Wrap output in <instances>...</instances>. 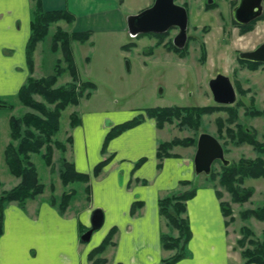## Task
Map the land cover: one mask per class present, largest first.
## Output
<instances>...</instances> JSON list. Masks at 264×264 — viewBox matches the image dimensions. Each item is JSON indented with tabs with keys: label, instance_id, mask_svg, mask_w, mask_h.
<instances>
[{
	"label": "crops",
	"instance_id": "obj_1",
	"mask_svg": "<svg viewBox=\"0 0 264 264\" xmlns=\"http://www.w3.org/2000/svg\"><path fill=\"white\" fill-rule=\"evenodd\" d=\"M40 2L43 11L66 10L73 15L72 23L58 24L66 32L91 33L87 42L71 43L75 60V43L86 45L94 53H118L127 59L126 55L130 50L138 49L143 37L137 39L128 34L126 19L151 7L154 0ZM31 12L30 0H0L2 99L14 98L30 76L25 49L30 36ZM129 37L131 39L127 42L125 38ZM130 42L135 46L122 48ZM149 43L155 46L154 42ZM39 45L33 55L34 78ZM165 52L167 55L172 53L167 49ZM152 53L148 52V57ZM84 60L88 64L92 62L89 56ZM75 64L77 68L76 60ZM108 116L104 110L85 111L79 114L80 123L70 131L72 164L78 172L90 175L88 207L76 215L71 214V208L60 215L41 196L29 199L23 207L9 203L5 206L4 232L0 236V264H93L88 255L113 228L116 229L114 245L103 254L105 264H161L162 259L174 254L161 248L160 235L168 232V228L158 212V202L161 197L180 191L179 183L183 180L195 181L198 174L193 157L183 148H175L173 156L157 160V146L171 139L167 130L174 125L159 129L149 118L110 139L105 153L101 154L106 135L121 123H117L115 118L109 121ZM8 119L9 116L0 113V193L18 183L7 171L3 158L5 146L10 142ZM107 158L110 160L99 176L92 177L94 166ZM3 179L12 182L13 186L7 188ZM224 196L217 198L212 186L203 185L187 201L185 216L191 232L186 245L188 255L174 264H243L239 251L234 247L237 237L229 231L227 219L220 209V202H229ZM136 201H141L143 206L132 216L130 208ZM96 209L104 214L101 230L93 231L88 242L82 241L80 237L91 228V214Z\"/></svg>",
	"mask_w": 264,
	"mask_h": 264
},
{
	"label": "rangeland",
	"instance_id": "obj_2",
	"mask_svg": "<svg viewBox=\"0 0 264 264\" xmlns=\"http://www.w3.org/2000/svg\"><path fill=\"white\" fill-rule=\"evenodd\" d=\"M237 1L176 0L177 4H185L187 7L189 19L187 31L188 37L192 38L187 41V50L184 52V57L178 53L167 55L165 52L166 48L162 46L153 47V53L151 57H148L149 49L153 46L149 42L152 44L156 42V38L150 36H144L143 40L139 43L138 49L130 50L129 54L126 55L127 59L120 57L118 53H94L86 45L80 46L77 43L73 45L79 82L88 81L94 83L96 90L91 94L93 96L90 100L87 101L86 99L89 98L84 97L80 101V103L82 102L80 107H78L79 103L77 106H68L61 112L59 130L53 137V140L63 143L65 150L61 151L53 148L50 166L45 164L42 157L45 149H42L37 155L30 156L31 162L37 171L38 181L44 185V190L40 196L46 199L48 204L52 196L60 200L64 192H75V196L70 200L66 211L71 208V214L76 215V213L86 209L89 205L90 191L88 190V183L75 182L65 186L59 178V167L62 160L65 159L69 163H72L70 132L72 130L70 128L72 114H76L79 119V114L85 111L92 109L98 111L104 110L105 115L109 114V121L115 118L117 123H122L132 120V118L137 114H141L146 108L215 105L208 89V82L216 74H222L230 78L236 91V101L241 103V106L237 109L238 117L236 122L231 125L228 124L227 128L230 127L235 130V124H239L250 131L255 130L257 139L264 143V118L250 117L245 112L246 108H251L253 105L257 109L264 108V66L259 67L257 70H251L246 65L238 62L239 52H249V50H253L264 43V18L254 25L253 31L240 35V31L237 27H234L232 22L233 17H231L232 10ZM212 4L213 6L207 9L206 6ZM262 4L264 16V0ZM64 23L60 21L51 25L45 39L40 42L36 55V78L47 77L53 74L56 60L61 58V53H53L51 51L52 36L58 28L66 32L65 29L58 25ZM206 28L209 30V33L203 31ZM169 32L167 40H172L178 33L177 30ZM130 39V37L125 38L127 42ZM202 43H205L207 54L204 62L200 61ZM87 56L92 60L90 64L84 60ZM70 82L71 78L69 74L65 73L59 77L56 87L68 85ZM35 100L42 101L37 96ZM7 102L13 103L14 108L11 111L7 108H0V113L3 116H20L30 111L26 107L21 106L16 98H12V100H8ZM48 107L52 108L49 105ZM227 117V113L222 111L211 115H204L200 127L193 130L179 129L175 123L169 124L174 125V127H168L169 129L167 130L168 135L171 137L170 140L187 138L196 141L193 146H175L170 152L175 148H183L186 154L194 158L197 138L199 135L207 133L219 140L224 150V159L229 162V165L230 163L238 162L242 158L254 159L256 154L251 147L245 144L235 146L230 138L228 139L226 136L224 129L222 131L218 130V126H216L217 118L226 120ZM262 157L264 160V156ZM222 164L224 165L220 160L215 161L208 174L199 173L195 181H193V187L198 188L203 185H209L215 189L216 194H223L225 195L224 197L229 199V202H225L232 209L233 220L229 224V231L235 233L236 240L241 237L240 230L245 227L250 229L253 235L247 240L261 239L264 223L254 218L243 220L240 214L244 210L256 209V207L263 204L264 180L245 179L242 188L252 189V197L244 204L235 203L226 189L219 184L218 174L220 173ZM210 173L215 174L216 178L211 179L209 177ZM3 182L7 188L13 186V183L6 179H3ZM168 232L170 233V231ZM170 234L174 235V231ZM234 245L235 249L240 251L238 245H236V241ZM246 246L252 247L248 243H246ZM111 247L113 245L108 248ZM104 259L106 260V258Z\"/></svg>",
	"mask_w": 264,
	"mask_h": 264
},
{
	"label": "trees",
	"instance_id": "obj_3",
	"mask_svg": "<svg viewBox=\"0 0 264 264\" xmlns=\"http://www.w3.org/2000/svg\"><path fill=\"white\" fill-rule=\"evenodd\" d=\"M32 2V19L30 23V36L26 45V62L28 65V71L30 76L23 83L14 98L20 103L21 106L26 107L28 112L23 115L15 116L12 115L8 119L9 123V135L10 142L5 146L3 158L9 174L17 178L19 183L15 187L4 190L0 193V236L3 234L4 228V210L5 206L9 203H17L22 206L29 199H36L42 194L44 185L38 181L37 171L31 162V155H37L45 149V153L42 155L44 162L47 166H50L52 162L53 148L58 150H65L63 143L53 140V137L59 130V118L61 112L68 106H77L80 101L85 98H90L92 93L96 89L94 83L83 81L79 82V76L73 60V52L71 48L72 42L79 44L87 42L91 33L88 31L81 32H65L58 28L52 36V43L50 49L53 53H61V58L56 60V64L53 69V74L47 77L34 78L32 77L34 62L33 55L35 48L38 43L45 39L48 34L50 26L57 22L63 21L65 23H72L74 20L73 15L66 10L56 11H43L40 0H30ZM212 5L206 6L210 9ZM183 7H186L183 4ZM263 14L258 20L249 23L246 26L239 25L232 20L234 27H237L240 31V35L248 34L254 30V25L263 19ZM233 19V18H232ZM171 30L166 31L164 34H141L136 38L140 39L144 36H150L156 38L155 46H163L169 52L178 53L184 57V52L187 50V45L183 49H176L172 44V40L167 38ZM203 31L208 32L209 30L204 29ZM192 38L189 36L188 40ZM166 40V41H165ZM134 43L130 42L127 45H123V49H129L134 47ZM153 47L149 49V52L153 51ZM205 43L201 44L200 48V61L206 60L207 54L205 49ZM238 62L242 65H246L251 70H257L264 64L255 62H247L240 60ZM68 73L71 82L65 86L56 87V83L60 76ZM40 97L42 101L35 100V97ZM12 99L0 98V107L7 108L11 111L14 108L13 103L7 102ZM254 102V101H253ZM52 106V108H49ZM241 106L240 102L232 106H220V105H205L200 106H180V107H168V108H146L141 114H138L132 120L120 123L112 127L109 133L106 135L101 154L106 151V146L109 140L119 136L123 131L133 128L138 125L145 118L153 119L155 121L156 128L163 129L165 125L174 124L179 129H198L201 125L202 118L204 115H211L218 111L227 113L228 117L226 120L217 118L216 126L218 130H225L228 139L234 143L235 146H241L243 144L251 147L256 154L254 159L242 158L236 163H230L225 166L222 164L219 176V184L222 185L229 193L232 201L239 204H244L249 201L252 197L253 190L250 188H242L245 179H263L264 180V143L257 139L255 130L250 131L242 125L235 124V130L228 127L236 122L238 113L237 109ZM245 112L250 117H263L264 108L257 109L251 106L246 108ZM80 120L76 114H72L70 128L77 126ZM196 141L193 139H172L169 142H160L156 149L157 160H162L173 156L174 154L170 150L175 146H193ZM110 158L98 162L94 166L92 171V177L96 178L104 169ZM59 178L62 184L67 186L75 182L87 184L90 181V175L80 173L74 168L72 163H69L65 159L62 160L59 167ZM209 177L215 179L216 175L210 173ZM179 186L183 191L172 192L169 195L163 196L158 202V212L161 215L164 224L168 228V231H176V235H172L169 232L161 233V248L166 251H173L174 254L168 258L162 259L161 264H174L179 260L186 258L188 255L187 243L191 238V232L189 223L187 221L186 214V203L192 197H194L197 187H193V182L183 180L179 183ZM1 187V184H0ZM75 196V192H64L60 200H57L54 196L49 200V205L55 207L60 215H64L66 209L69 206L70 200ZM217 198H221L220 193L216 194ZM143 203L136 201L130 208L132 216L136 215V212L141 209ZM220 209L224 217L228 220L227 226L232 222V209L230 205L225 202H220ZM241 219L254 218L264 223V201L261 206L256 209H247L240 214ZM241 237L236 240V245L240 249L239 255L242 258L243 264H264V230L262 231V238L254 240H247L252 237V232L247 227L240 230ZM116 233V229L113 228L104 237L102 243L91 250L88 255V260L93 264H105L106 260L102 257V254L106 251L109 246L113 244V236ZM246 243L252 245L247 247ZM102 257V258H101Z\"/></svg>",
	"mask_w": 264,
	"mask_h": 264
},
{
	"label": "water",
	"instance_id": "obj_4",
	"mask_svg": "<svg viewBox=\"0 0 264 264\" xmlns=\"http://www.w3.org/2000/svg\"><path fill=\"white\" fill-rule=\"evenodd\" d=\"M263 0H238L232 10L231 17L235 23L246 26L258 20L263 14ZM188 16L187 9L176 0H154L151 7L141 11L137 15H129L126 19L127 32L131 37L136 38L141 34H164L168 30L177 29L172 44L178 49L186 46L188 38ZM238 58L244 61H251L264 64V43L249 52H239ZM214 104L220 106H232L236 101V91L233 88L228 76L216 74L208 82ZM196 153L193 158L196 174H208L215 161H222L224 165L229 162L224 159V150L218 139L205 133L197 138ZM90 229L80 239L88 242L91 233L99 230L103 223L104 214L101 210H94L91 214Z\"/></svg>",
	"mask_w": 264,
	"mask_h": 264
},
{
	"label": "flooded vegetation",
	"instance_id": "obj_5",
	"mask_svg": "<svg viewBox=\"0 0 264 264\" xmlns=\"http://www.w3.org/2000/svg\"><path fill=\"white\" fill-rule=\"evenodd\" d=\"M182 6H183V4H182ZM172 30H175V31H176L177 29H172ZM187 40H188V38H187ZM186 43H187V42H186ZM186 45H187V44H186ZM175 48H176V47H175ZM176 49H177V48H176Z\"/></svg>",
	"mask_w": 264,
	"mask_h": 264
}]
</instances>
